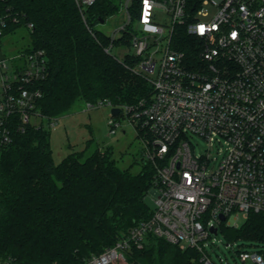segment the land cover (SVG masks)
<instances>
[{"label": "built area", "instance_id": "built-area-1", "mask_svg": "<svg viewBox=\"0 0 264 264\" xmlns=\"http://www.w3.org/2000/svg\"><path fill=\"white\" fill-rule=\"evenodd\" d=\"M95 1L76 0L81 9ZM120 11L127 18L109 33L105 50L112 53L115 40L128 35L129 42L123 38L119 45L135 49L133 71L150 82L152 93L132 105L103 99L87 107H119L110 132L121 126L122 116L141 135L143 162L154 168L149 193L155 207L149 218L81 264H135L129 255L150 236L196 248L202 264H216L206 241L220 225L234 227L240 216L264 214V0H122ZM12 20L19 22L17 16ZM0 22L6 27L8 17ZM2 28L0 160L15 133L47 120L36 102L42 96L37 83L49 73L44 49L29 45L5 55ZM193 135L205 141L202 152ZM237 255L264 264L258 249H239ZM0 264L18 263L0 258Z\"/></svg>", "mask_w": 264, "mask_h": 264}, {"label": "trees", "instance_id": "trees-1", "mask_svg": "<svg viewBox=\"0 0 264 264\" xmlns=\"http://www.w3.org/2000/svg\"><path fill=\"white\" fill-rule=\"evenodd\" d=\"M121 1L96 0L81 9L76 0H0V17H8L6 27L0 22L3 34L25 27L30 46L47 54L49 73L37 83L42 96L36 102L47 120L69 113L80 100L132 105L151 95L150 82L133 71L134 60L105 50L112 39L99 25L119 12ZM123 38L129 42L128 35L115 41ZM93 141L88 139V146ZM85 151L71 152L57 163L49 128L33 124L14 134L0 160V258L18 264H81L151 216L150 164L142 162V169L133 172L121 168L108 148ZM222 229L230 239L264 241V214L251 212L241 228L224 223ZM200 257L196 248L150 236L129 260L202 264Z\"/></svg>", "mask_w": 264, "mask_h": 264}, {"label": "rangeland", "instance_id": "rangeland-1", "mask_svg": "<svg viewBox=\"0 0 264 264\" xmlns=\"http://www.w3.org/2000/svg\"><path fill=\"white\" fill-rule=\"evenodd\" d=\"M126 18V13L119 10L106 22L101 23L99 28L108 34L112 33L125 22ZM158 20L167 24L164 14H160ZM119 44L112 48V53L132 59L135 49L132 46ZM29 45H31L30 32L25 27L18 28L2 38V49L7 56L14 55ZM111 110L109 105L88 109L87 102L80 100L69 113L59 117L53 126L49 125L48 120L41 119L39 123L51 130L55 161L59 163L67 154L75 151L86 150L85 153L88 155L97 148L102 151L108 148L121 168H130L133 172H139L142 169L144 158V142L137 135L134 125L126 117L120 116L121 126L117 127L115 133H111L109 126V120L112 118ZM90 138L94 141L88 146ZM192 140L197 152H202L206 147L205 141L199 135H193ZM147 202L154 209L155 202L152 193L147 195ZM244 222V217L240 216L234 228H241ZM206 244L208 253L216 264H256L251 260L243 262L238 257L237 250L247 248L264 252V241L244 237H239L237 240L230 239L225 235L222 225L219 227L218 234L208 239Z\"/></svg>", "mask_w": 264, "mask_h": 264}, {"label": "water", "instance_id": "water-1", "mask_svg": "<svg viewBox=\"0 0 264 264\" xmlns=\"http://www.w3.org/2000/svg\"><path fill=\"white\" fill-rule=\"evenodd\" d=\"M105 21L102 20L101 23H104ZM112 114H118L120 112V108L119 107H114L112 110ZM221 218L224 220L225 219V216L222 215ZM214 233H217V228H213L212 230Z\"/></svg>", "mask_w": 264, "mask_h": 264}]
</instances>
